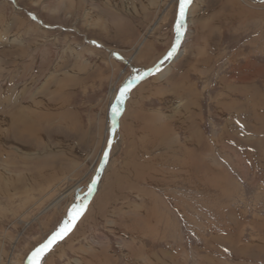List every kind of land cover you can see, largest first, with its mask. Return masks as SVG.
I'll use <instances>...</instances> for the list:
<instances>
[{"label": "rangeland", "instance_id": "374dc122", "mask_svg": "<svg viewBox=\"0 0 264 264\" xmlns=\"http://www.w3.org/2000/svg\"><path fill=\"white\" fill-rule=\"evenodd\" d=\"M176 8L0 0V264H24L86 191L115 90L170 48ZM203 24L220 32L207 33L210 49L193 65ZM186 33L185 90L143 102H164L143 125L164 146L121 172L117 137L80 224L43 264H264V0H192ZM141 94L131 90L121 123Z\"/></svg>", "mask_w": 264, "mask_h": 264}, {"label": "crops", "instance_id": "0c3cea01", "mask_svg": "<svg viewBox=\"0 0 264 264\" xmlns=\"http://www.w3.org/2000/svg\"><path fill=\"white\" fill-rule=\"evenodd\" d=\"M201 29H202V32H204V36H200V38H197V40H195L196 42H194L193 47H192L194 54H195V55L192 54V56H194V62L192 61L193 65L197 64L196 61L199 58H205L204 54H206V52H208L210 49L208 45H205V42L208 39L207 33L218 35V33L220 32V28L218 27V24H203ZM184 52H186V49L183 50V53ZM183 53L179 55V57H177L173 62L168 64V66L166 67L167 69L166 73L163 72L161 78L159 79V80L162 79L159 85L151 83V80H150L151 78L149 77L148 79L138 83L132 89V93H136V94L142 93L141 95H143V97H142V103L140 104V106H138V109L134 110L131 120L121 123L123 111L121 112V115H120L121 120L118 125V129H117L118 135L116 136V138L117 137L118 139L120 138V140H118L120 142L119 143L120 147L118 148L117 151H119L120 153L118 155H119L121 172H122V169H131L133 172V170H136L135 168L136 161L143 160L144 158L143 154H146L147 150H150V153H153L154 150L155 151L159 150V148L158 149L155 148L156 144L159 146H164L163 142L158 144V140H156V137H154L152 133L154 132L153 127L151 126L143 127L144 124L146 125V120H144V117H145V114H147L148 112L155 111V113H160V116L163 115V111H166L164 109V106H162L164 102H161L162 103L161 106H153V105L148 106L143 102L147 101L149 103L151 102L149 99L154 97L153 102L157 103L160 98H164L166 96L168 97L170 95V93L168 92V88H170L171 91L173 88V91L171 93H173L176 88L179 89V92H181L180 86H184L183 90H185L187 74L190 72H193V70H191L192 65L190 67L188 66V56L187 55L190 54V51L187 52V54L185 53L183 54ZM184 55H186L184 60H182L183 58L180 59V57H183ZM138 113H142V118H139ZM137 122L141 124L140 129L142 130V133H139L136 131ZM163 127H165L164 122H162L160 126L157 127L156 129L158 132H162ZM111 151H112V148L109 153V158H110ZM128 160H131L130 161L131 163L135 161V163L130 164L128 163Z\"/></svg>", "mask_w": 264, "mask_h": 264}, {"label": "snow or ice", "instance_id": "6c2138e0", "mask_svg": "<svg viewBox=\"0 0 264 264\" xmlns=\"http://www.w3.org/2000/svg\"><path fill=\"white\" fill-rule=\"evenodd\" d=\"M177 8L174 22L175 37L171 47L164 53V55L157 60V62L146 69H133L132 72L121 82L120 86L115 90L114 99L110 102V114L112 118L111 131L115 132L117 127V117L123 111L124 103L128 99L131 90L145 77L151 76L160 71L162 65L170 60L176 53L181 39L184 35L186 23L185 18L192 0H176ZM32 19L36 17L29 13ZM91 43H96L92 41ZM99 46V45H97ZM117 59L122 60L117 53H112ZM242 127V126H241ZM112 144L111 136L108 138V147L103 149V155L99 159V166L95 169V174L92 176L91 181L86 185V191L82 194H76L74 201L68 206L66 215L58 223V225L51 231V233L40 243H38L27 255V264H43L46 255L53 249V247L73 230L76 223L83 216L87 209L89 198L95 191L97 181L100 174L108 162L109 147ZM227 251V249H225Z\"/></svg>", "mask_w": 264, "mask_h": 264}, {"label": "water", "instance_id": "95a60500", "mask_svg": "<svg viewBox=\"0 0 264 264\" xmlns=\"http://www.w3.org/2000/svg\"><path fill=\"white\" fill-rule=\"evenodd\" d=\"M188 15L186 14V18H185V23H186V27H185V31H184V35H183V37H182V39H181V42H180V45L178 46V48H177V50L176 51H178L179 49H180V47L183 45V42H184V39H185V34H186V32H187V29H188ZM171 47V46H170ZM164 55V54H163ZM162 55V56H163ZM162 56H160L157 60H159ZM157 60L153 63V65L157 62ZM153 65H151L150 67H152ZM149 68V67H148ZM150 76H147V77H145L143 80H141L140 82H142V81H144V80H146L147 78H149ZM139 82V83H140ZM121 115V114H120ZM120 115H119V117H117V127H118V121H119V118H120ZM111 124H112V120H111V122H110V127H109V132H108V135H107V139H106V142H105V146H104V148L105 147H108V138L111 136V138H112V144L114 143V136H115V133H116V130H117V127H116V130H115V132H112L111 131ZM112 144H111V146L109 147V153H110V150H111V148H112ZM103 155V151H102V154H101V156ZM100 156V157H101ZM99 166V162H98V164H97V166L96 167H98ZM96 169V168H95ZM95 174V170H94V173H93V175ZM92 175V176H93ZM101 175V174H100ZM92 178V177H91ZM100 179V178H99ZM98 182H99V180L97 181V184H96V188H95V191L93 192V194H92V196L89 198V202H88V204L90 203V201L92 200V198L94 197V195L96 194V191H97V186H98ZM75 227V226H74ZM42 242V241H41ZM32 250V249H31ZM30 250V251H31ZM30 251H29V253H30ZM28 253V254H29ZM27 254V255H28ZM27 255H26V257H25V259H24V264H27Z\"/></svg>", "mask_w": 264, "mask_h": 264}, {"label": "bare ground", "instance_id": "6f19581e", "mask_svg": "<svg viewBox=\"0 0 264 264\" xmlns=\"http://www.w3.org/2000/svg\"><path fill=\"white\" fill-rule=\"evenodd\" d=\"M253 1H259V0H253ZM187 15H188V11H187ZM188 19V18H187ZM150 29H152V28H150ZM187 34V33H186ZM186 34H185V36H186ZM185 39H186V37H185ZM185 39H184V41H185ZM144 40V39H143ZM182 49H181V47H180V49L178 50V51H176V53H175V55L173 56L174 58H177V56H179V55H181L182 54ZM172 57V58H173ZM170 59V60H168V61H166L165 63L166 64H168V63H170L171 61H173V59ZM132 60V58H130L129 60H128V62H130ZM166 64H163L162 65V67L165 65L166 66ZM173 64V63H172ZM151 66V65H150ZM149 66V67H150ZM161 70V69H160ZM166 72V71H165ZM154 74H156V73H154ZM151 77V76H150ZM148 79V78H147ZM114 94V93H113ZM112 99H114V98H112ZM124 109V108H123ZM125 110V109H124ZM18 112H20V111H18ZM15 113V112H14ZM17 113V112H16ZM10 115H12V114H10ZM9 115V116H10ZM21 115V114H20ZM11 118V117H10ZM14 119V118H13ZM11 120H12V118H11ZM18 120V119H17ZM111 120H112V118H111ZM120 120H121V117L119 118V121H118V123H120ZM9 121V120H8ZM8 121H7V123H8ZM23 121V120H22ZM16 123V122H15ZM8 125V124H7ZM10 126V125H9ZM109 127H110V125L108 126V128L106 129V132H107V134H108V132H109ZM26 128V127H25ZM24 129V128H23ZM118 135V132H117V130H116V133H115V136H114V142H115V139H116V136ZM114 148V145L112 144V149ZM112 153V152H111ZM109 160V159H108ZM106 165V164H105ZM100 182V181H99ZM99 182H98V185H99ZM97 191H98V186H97ZM96 196V194L94 195V197ZM94 197L92 198V200H91V202L93 201V199H94ZM56 202L57 201H55V202H53L52 204H50V206L49 207H47V208H50L51 206H53V205H55L56 204ZM91 204V203H90ZM89 207V206H88ZM38 216V215H37ZM37 216L35 217V218H37ZM34 218V219H35ZM80 224V219H79V221L76 223V225H75V227L73 228V230L70 232V234H72L73 232H74V230L78 227V225ZM69 234V235H70ZM68 235V236H69ZM60 243V242H59ZM58 244V243H57Z\"/></svg>", "mask_w": 264, "mask_h": 264}]
</instances>
